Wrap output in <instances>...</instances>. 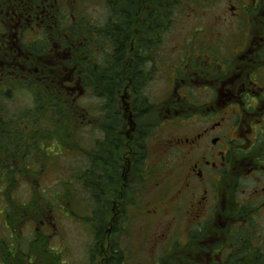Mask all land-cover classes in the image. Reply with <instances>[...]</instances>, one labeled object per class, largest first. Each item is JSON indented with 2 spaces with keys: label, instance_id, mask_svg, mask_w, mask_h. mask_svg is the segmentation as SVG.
<instances>
[{
  "label": "flooded vegetation",
  "instance_id": "obj_1",
  "mask_svg": "<svg viewBox=\"0 0 264 264\" xmlns=\"http://www.w3.org/2000/svg\"><path fill=\"white\" fill-rule=\"evenodd\" d=\"M45 3L0 0V91L22 88L27 74L38 71V42L46 20L53 17L52 6ZM212 13L182 40L178 65L164 56L155 60L153 52L151 71L140 74L137 50L132 53L131 82L158 84L165 92L154 104L160 120L153 127L169 133L158 140L148 162L150 127L139 130L134 123L135 136L127 144L119 137L124 152L115 194L156 198L141 206L132 203L130 210L150 225L163 215L170 217V231L166 228L154 242L167 255L175 246L196 241L203 252L201 264H264L259 222L264 219V0H227ZM134 32L137 37V28ZM68 88L82 94L80 81ZM10 102L0 99L1 108ZM5 117L2 112L0 124ZM25 167L21 154L0 155V187L35 185L40 169L29 178ZM8 198L15 201L13 194ZM184 251L192 256L188 248ZM190 260L185 255L178 261Z\"/></svg>",
  "mask_w": 264,
  "mask_h": 264
},
{
  "label": "trees",
  "instance_id": "obj_2",
  "mask_svg": "<svg viewBox=\"0 0 264 264\" xmlns=\"http://www.w3.org/2000/svg\"><path fill=\"white\" fill-rule=\"evenodd\" d=\"M85 1H95L97 5L105 7L107 17L104 22L83 17L77 20L75 9ZM150 1L152 4L146 10L145 22L142 20L138 25L136 37V11L143 8L141 0H48L53 9V17H50L49 21L46 20L42 42H38L41 51V58L36 67L38 71L27 74V84L19 88L21 91L25 89L29 93L33 92V108L29 112L20 110L16 116L4 113L6 117L0 124V155L18 158L21 154L29 178L35 175L34 169L39 170L38 161L40 162L41 158L50 157L56 150L60 153L66 146L74 154L81 156L80 164H84V159L87 158V164H84L87 167L83 172L74 174L72 170L68 173L70 175L67 179L72 177L73 180L67 182L65 188L71 189L73 185L79 187V197L86 198L87 201L86 213L91 216L86 218L90 221L101 220L108 211H112L113 203L110 199L116 198V180L119 175L116 163L122 152L119 144L122 121L114 92L126 76L130 75L131 80L134 77L132 53L137 50L139 73L147 74V65L155 43L161 42L162 34L171 26L174 11L181 3L188 4L197 0ZM44 4L46 6L45 0ZM35 13L40 16L38 11ZM77 15H80L79 11ZM44 34L52 39L51 42L45 39ZM134 42H137V49H132ZM105 48L108 52L106 57H98ZM93 53L96 54L95 60L90 59ZM79 56H82V59L77 58ZM37 59H31V62L36 64ZM85 74H88L86 82H89L92 98L96 103L90 111L86 109L82 112L78 103L69 100L72 90L68 88V84L79 80L80 86L83 87L81 77ZM132 84L134 87L131 91L142 96L147 84L140 82L138 87L136 81ZM38 115L41 116L42 127L36 123L35 118ZM88 116H91L90 123H85L84 120ZM89 132L94 136V140L89 143L88 148L82 142ZM23 138L26 144L25 141L23 144ZM14 189L16 187H0V196L5 198L3 209L9 211L4 216L9 244L0 240V264H7L9 259L19 252L17 243L23 236V229L35 218L41 219L39 215L44 217L43 214L52 211L34 207L33 201H30L28 206L15 203L13 198H8ZM70 194V197H65L75 198L74 191ZM65 197L59 201L63 203L62 199ZM117 199L123 201V198ZM42 247L45 251L49 250L47 244ZM48 254L50 257L51 254Z\"/></svg>",
  "mask_w": 264,
  "mask_h": 264
},
{
  "label": "rangeland",
  "instance_id": "obj_3",
  "mask_svg": "<svg viewBox=\"0 0 264 264\" xmlns=\"http://www.w3.org/2000/svg\"><path fill=\"white\" fill-rule=\"evenodd\" d=\"M141 1L143 8H138L136 11L135 26L137 29L142 20L145 22L146 10L152 4L150 0ZM226 2L227 0H197L188 4H179L174 11L173 22L168 31L162 34L161 42L155 43L153 51L156 55L155 60L164 56L163 58H169L172 64L178 65L179 47L182 40L192 29L199 28L201 24L207 23L212 17V10L217 5L223 6ZM97 4L95 1L83 2L78 6V9H75L77 20L83 17L87 20L95 19L104 22L107 17V10ZM77 11L80 15H77ZM192 35L195 36V34ZM163 45L164 47H162ZM101 51L102 55L98 57H106L108 54L107 48ZM177 51L178 53H174ZM153 52L152 57L154 58ZM152 57L147 65V72L152 69ZM77 58L82 59V56ZM90 59L95 60L96 54L93 53ZM78 76L80 75L78 74ZM87 76L88 74H85L81 77L83 87L80 86V88L82 94L79 95V92L75 91L72 92L69 98V100L78 103L82 112H85L86 109L90 111L96 103L92 98L93 94L89 82H86ZM136 86L139 85L136 84ZM132 87H134V84H132L129 75L117 86L114 92L122 121L119 135L124 144H127L135 136L132 131L135 124L138 125L139 130L150 127L151 132L146 133L149 136L146 135L145 144V160L148 162L154 156L158 140H162L169 133L167 130L163 132L160 129L154 131L155 128L153 127L155 122L160 120L159 108L155 107L154 104L158 105V99L165 92L161 86L153 84L146 86L142 91V96H140L131 91L133 90ZM32 94L33 92L29 93L25 89L21 91L18 87H8L1 90L0 99L6 98L11 102L8 107L1 108L0 106V114L8 112V114L12 113L16 116L20 110L29 112L33 108ZM8 117L10 116L8 115ZM90 119L91 116H88L84 120L85 123H90ZM35 120L37 125L42 127L41 116L38 115ZM90 134L89 132L84 137V142H82L88 148L89 143L94 140V136ZM130 137L131 140H128ZM81 140H83L82 137ZM22 141L23 144L24 141L26 144L25 138ZM68 149L66 146V148L61 149L60 153L56 150L50 154V157L41 158V161H38L41 175H39L37 182L34 181L35 185H22L12 190L11 193L15 197V203L18 202L28 206L30 201H33L34 207L38 206L43 211H52H48L49 213L46 215L43 214L44 217L39 215L38 217L41 219L35 218L32 223L23 229V236L19 238L17 243L19 252L15 253L17 255L9 259L7 264H201L204 258L201 256L203 252L197 249L196 241L187 244L185 247L175 246L168 255L164 252L163 246L155 248L156 236L165 232L168 226L172 227L173 225L170 217H165L167 214L163 215L164 217H161L160 221H152L150 225L144 217L138 218V212L131 211L130 205L132 203L137 206L145 205L146 202H151L156 198L131 197L119 201L117 198L111 197L110 201L113 203V208L112 211L106 213L104 220V217L101 220L91 219L92 221L86 218V216H91L90 213H86V198L79 197L80 193L77 191L79 188L77 185L67 189L65 184L73 180L72 177L67 179L70 175L68 173L72 170L74 174L78 171L83 172L87 167L84 164H87L88 160L85 158V163L80 164L79 162L82 161L81 156ZM120 158L121 156L117 159L118 163L116 164L118 165L123 164V157ZM124 158L126 159V155H124ZM138 187L140 188V185ZM73 191L75 192V198H66L70 197V192ZM64 197L65 199H62L63 203L59 201L60 198ZM4 207L5 200L0 198V240H4L9 244L7 240L9 233L4 226V216L9 211H5ZM29 215L32 216V214ZM259 222L261 224L260 228L264 227V219H260ZM211 226L213 227V225ZM180 229H183L182 221ZM168 231L170 230L168 229ZM178 240L183 241V238L179 237ZM44 244H47L48 249H52V251L47 249L45 251L42 247ZM186 247L192 256H188V253L184 251L187 250ZM39 248H42V250ZM47 252L51 254L50 257ZM116 252L120 254H115ZM185 255L187 259L193 258V260L187 263L178 261ZM198 256L200 257L198 258Z\"/></svg>",
  "mask_w": 264,
  "mask_h": 264
}]
</instances>
